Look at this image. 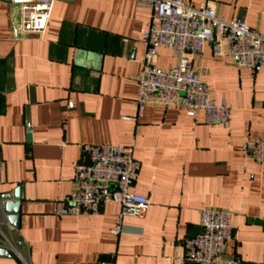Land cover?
I'll list each match as a JSON object with an SVG mask.
<instances>
[{
  "label": "crops",
  "instance_id": "obj_1",
  "mask_svg": "<svg viewBox=\"0 0 264 264\" xmlns=\"http://www.w3.org/2000/svg\"><path fill=\"white\" fill-rule=\"evenodd\" d=\"M143 1L56 0L42 35L22 34L20 9L0 1V264H182L204 209L231 214L226 258L264 264V166L242 152L264 139V70H244L227 47L218 55L209 45L191 61L212 101L230 108L229 124L156 105L135 121L141 31L152 17ZM186 3H208L223 21L241 19L264 35V0ZM157 63L170 69L178 58L161 47ZM84 145L132 147L141 165L131 192L148 208L125 217L118 238L110 234L116 203L98 216L55 215L75 190ZM16 189L19 230L3 225L2 197Z\"/></svg>",
  "mask_w": 264,
  "mask_h": 264
},
{
  "label": "built area",
  "instance_id": "obj_2",
  "mask_svg": "<svg viewBox=\"0 0 264 264\" xmlns=\"http://www.w3.org/2000/svg\"><path fill=\"white\" fill-rule=\"evenodd\" d=\"M21 12L22 34L42 35L52 17L56 0H10ZM141 6L151 12V21L141 31L145 48L143 67L138 78L139 92L135 101L136 119L143 118L150 105L176 107L189 117L204 116L207 125L227 126L230 109L224 101L214 103L208 86L195 73L192 57L213 46L216 54L224 47L240 68L253 74L264 70V35L245 21H223L208 3L194 8L186 0H144ZM166 48L178 58L170 69L158 66V49ZM242 152L264 166V139H249ZM141 165L134 158L132 147L122 145H84L74 166L75 190L66 201L57 205L55 215L98 216L111 203L120 206V213L110 234H122L125 217L141 218L148 208V199L134 194ZM201 231L187 239V253L181 263L238 264L225 257L226 245L235 238L231 214L219 209L200 212ZM3 225H9L6 216ZM99 264H117L105 261Z\"/></svg>",
  "mask_w": 264,
  "mask_h": 264
},
{
  "label": "water",
  "instance_id": "obj_3",
  "mask_svg": "<svg viewBox=\"0 0 264 264\" xmlns=\"http://www.w3.org/2000/svg\"><path fill=\"white\" fill-rule=\"evenodd\" d=\"M4 3H10V0H0ZM230 109V108H229ZM231 114V110H230ZM30 140V136H29ZM20 189H16L13 198L11 196L2 197V201L5 202V212L8 216L9 225L15 230L20 228ZM0 253L5 254V250H0Z\"/></svg>",
  "mask_w": 264,
  "mask_h": 264
}]
</instances>
